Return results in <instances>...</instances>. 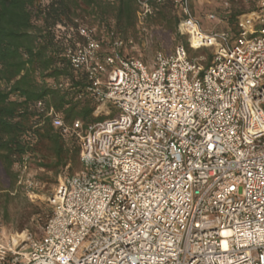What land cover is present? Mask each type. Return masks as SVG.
<instances>
[{
  "label": "built area",
  "instance_id": "1",
  "mask_svg": "<svg viewBox=\"0 0 264 264\" xmlns=\"http://www.w3.org/2000/svg\"><path fill=\"white\" fill-rule=\"evenodd\" d=\"M166 1L137 0L142 34L151 3ZM172 1L179 34L194 52L211 50L210 64L178 45L147 66L122 55L135 41L119 38L101 56L96 30L81 25L87 42L61 56L86 73L95 116L107 117L85 127L35 104L78 140L81 170L49 199L42 236L0 246V264H264V0H247L254 8L236 33L205 30L191 0ZM222 14L225 23L228 2ZM14 170L26 196L40 199L29 158Z\"/></svg>",
  "mask_w": 264,
  "mask_h": 264
},
{
  "label": "trees",
  "instance_id": "2",
  "mask_svg": "<svg viewBox=\"0 0 264 264\" xmlns=\"http://www.w3.org/2000/svg\"><path fill=\"white\" fill-rule=\"evenodd\" d=\"M250 4L248 11L232 12L230 8L225 29L236 33L239 17L254 8ZM150 7L145 20L148 29L152 24L162 27L176 37L177 46L184 45L192 59L205 56L206 65L210 64L211 50L194 52L187 40L180 42L186 38L179 34L181 16L172 0L152 2ZM139 14L137 0H0V200H4L0 210L4 215L13 195L22 192L26 196L14 170L24 157L35 169L55 176L67 168L71 175L81 170L78 140L55 131L51 121L35 111L37 102L55 108L66 122L81 120L85 127L106 119L95 116L98 104L88 90L87 75L61 56L64 47L87 42L79 33L84 25L96 30L94 38L101 43V56L108 55L116 38L128 42L142 34ZM127 48L132 47L123 48L122 55ZM59 84L63 87L58 88ZM36 179L44 183L38 176ZM25 207L26 217L42 221L38 207L30 203Z\"/></svg>",
  "mask_w": 264,
  "mask_h": 264
},
{
  "label": "rangeland",
  "instance_id": "3",
  "mask_svg": "<svg viewBox=\"0 0 264 264\" xmlns=\"http://www.w3.org/2000/svg\"><path fill=\"white\" fill-rule=\"evenodd\" d=\"M226 1H229L231 11L244 10L248 11L252 6L250 1L247 0H194V14L196 18L201 22L205 30H223L227 27L221 17L223 16V6ZM217 14L220 16L219 21L215 23H209L207 15ZM86 24L92 26L88 20ZM95 26V24L93 25ZM147 35L137 34L134 37L135 46L133 48H127L123 55L126 57H136L142 60L147 66H151L157 54L162 53L164 55H170L177 47L178 41L176 37L163 29L160 26L151 25L148 29ZM181 43H185L186 39H182ZM202 53V51L198 52ZM195 54V53H194ZM197 54V53H196ZM107 117L105 114L100 115ZM33 173L44 180L42 182V188L38 192L40 199L30 200L22 192H18L13 195L10 204L8 205V214H3V209L0 210V246L10 247L14 241L19 239L25 232H29L35 238L42 236L43 223L48 219V216L52 213V208L49 203V199L56 194L60 184L64 177L71 175L68 168L61 172L58 176H55L53 172H40L33 167ZM3 205L4 200H0ZM30 203L35 207H38L42 212V221H39L38 217L28 218L26 217V204ZM24 226L25 230L21 231V227Z\"/></svg>",
  "mask_w": 264,
  "mask_h": 264
}]
</instances>
